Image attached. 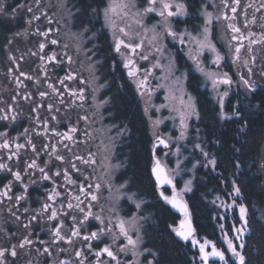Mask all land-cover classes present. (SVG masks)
Returning <instances> with one entry per match:
<instances>
[{
	"label": "flooded vegetation",
	"instance_id": "flooded-vegetation-1",
	"mask_svg": "<svg viewBox=\"0 0 264 264\" xmlns=\"http://www.w3.org/2000/svg\"><path fill=\"white\" fill-rule=\"evenodd\" d=\"M13 4L9 15L18 29L0 54V264H204L199 244L211 240L195 225V234L180 238L181 214L164 199L173 188L159 187L153 175L160 140L148 102L153 70L142 48L126 29L117 51L104 26V37L74 48L58 25L51 27L45 6L33 15L22 0ZM6 5L1 0L0 13ZM72 7L95 32L93 18L87 20L77 3ZM93 232L96 239H85ZM211 242L225 261L210 257L208 264H229L223 237ZM104 247L115 258L98 256Z\"/></svg>",
	"mask_w": 264,
	"mask_h": 264
},
{
	"label": "trees",
	"instance_id": "trees-1",
	"mask_svg": "<svg viewBox=\"0 0 264 264\" xmlns=\"http://www.w3.org/2000/svg\"><path fill=\"white\" fill-rule=\"evenodd\" d=\"M103 1L72 0V3L79 5L88 20L94 17L95 8ZM15 2L17 0H7L6 12L0 13V54L18 29L19 22L9 15ZM185 2L191 16L187 20L191 21L207 0ZM221 3L228 14V21L226 18L224 21L230 34L229 47L222 48V67L232 84L226 96L217 98L202 87L197 72L188 74L189 88L196 94L199 111L197 120L192 121V131L201 133V144L214 158L215 165L197 166L193 189L183 195L197 233L214 242L223 237L229 264H239L235 256L230 257L228 240H233L237 246L240 244L235 228L241 225L239 205H245L249 230L244 233V248L238 247V250L245 255L246 264H264V219L259 216L264 209V0H238V3L237 0H221ZM229 25L239 28V33L233 32ZM233 36L243 37L236 39L242 45L238 54ZM102 41L109 42L106 38ZM187 151L185 148L184 152ZM175 182L179 188L180 179L176 178ZM236 187L240 188L239 195L235 193ZM220 197L227 201L233 199L235 203L223 208ZM173 252L168 253L175 258L178 253Z\"/></svg>",
	"mask_w": 264,
	"mask_h": 264
},
{
	"label": "rangeland",
	"instance_id": "rangeland-1",
	"mask_svg": "<svg viewBox=\"0 0 264 264\" xmlns=\"http://www.w3.org/2000/svg\"><path fill=\"white\" fill-rule=\"evenodd\" d=\"M22 1L25 2V8L28 6L32 9L33 15L38 13L40 4L42 8L45 6L49 9L50 18L54 19L51 27L58 25L61 38L77 49L91 44L90 39L104 36L106 32L103 28L111 33L113 44L118 42V36L126 33V29L129 31L128 35L133 39L135 46L140 45L142 48L141 55H145L152 65L154 85L148 102L155 116L153 132L156 142L159 140L165 142L157 145L156 156L159 161L165 163L170 178L180 179V187H177L178 195L183 198L184 193L193 189V176L197 166L209 164L214 167L210 163L214 158L201 144V133L192 131L194 126L192 121L197 120L199 111L196 94L189 88L188 74L197 72L202 79V87H206L209 93L212 91L217 98L224 97L232 84L221 82L226 78L231 81L222 67V58H224L222 48L229 47L230 34L224 21L228 14L224 12L221 0H207L191 21L187 20L191 16L188 14L184 0H168L173 4L171 9L173 12L177 11L176 5H183L184 14L167 18L159 15L160 0H157L155 5L150 4V0H105L97 5L92 17L98 27L97 30L102 29L100 32L89 31L84 26L85 22L77 18L71 0ZM37 2H39L38 8L35 7ZM112 4L126 5V7L117 8L116 14L110 13V19L106 20L104 11ZM149 7H155L157 11H145ZM209 13L211 22L207 15ZM177 19L180 23L176 21ZM113 24L115 27H112ZM122 27H124L123 31H121ZM205 28L209 30L207 38ZM169 29L176 35H171ZM202 43H210L214 46V50L201 47ZM235 44L241 51L242 45L238 40H235ZM178 55H181V58ZM217 56L221 57L219 62ZM245 62L246 60L243 61ZM214 80L217 82L215 87ZM182 115L184 124L181 123ZM185 148L188 149L187 152H184ZM233 201L220 197V205L223 208L232 205ZM259 216L264 219L263 208Z\"/></svg>",
	"mask_w": 264,
	"mask_h": 264
},
{
	"label": "snow or ice",
	"instance_id": "snow-or-ice-1",
	"mask_svg": "<svg viewBox=\"0 0 264 264\" xmlns=\"http://www.w3.org/2000/svg\"><path fill=\"white\" fill-rule=\"evenodd\" d=\"M156 2H157V0H150V4H152V5H155ZM237 3H238V0H237ZM160 4H161V8L159 9V15L161 17L167 18V17H171V16H175V15H183L184 14V6L183 5H176L177 11L173 12L171 10L173 8V4L168 2V0H160ZM122 7H126V5H117V4L110 5V7L105 9V11H104L105 19L109 20L110 19L109 14L110 13L116 14L117 8H122ZM29 11H31L30 8H29ZM145 11L153 12V11H157V9L155 7H149ZM232 11L235 12L236 9L233 8ZM125 15H126V13H125ZM207 15H208V18H209V22H211V14L209 13ZM34 18L35 19H39V17H34ZM229 26L232 27L233 32L239 33V31H240L239 28H236V27H234L232 25H229ZM112 27H115V25L113 24ZM121 31H123V30H121ZM169 31H170L171 35H173V36L176 35L175 33H172L170 29H169ZM208 31H209L208 28H205V36H206V38H207ZM43 35L46 36V35H48V33L45 32ZM249 35H252V34L250 33ZM236 39H243V37L233 36V40H236ZM256 42L257 41H252V43H256ZM51 43L55 44V43H57V41L56 40H52ZM123 43L124 42L122 40L119 43H117V45H116V50L117 51H119L120 45L123 44ZM40 47H41V49H43L45 47V45L41 44ZM129 47H131V45H129ZM136 47H140V45H137ZM201 47H209V48H212L214 50V46L211 45L210 43H207V44H203L202 43ZM236 52H237V54L240 52V47L236 48ZM50 59L54 60L55 56L53 55L52 57H50ZM144 59H147V57H144ZM220 59H221V57L217 56V62H219ZM132 74L133 73H130V75H132ZM71 78L72 77H68V79H71ZM221 82L224 83V84H230L231 83L230 79H227V78L222 80ZM216 83L217 82L214 80L213 81V86L214 87H215ZM244 83L248 84V81L245 80ZM41 95L43 96V95H45V93H41ZM224 95L226 96L227 93H225ZM221 104H222V101H221ZM181 123L184 124L183 115H182ZM73 131H75V129H73ZM68 139H71V137H68ZM160 143L164 144L165 142L163 140H160ZM3 146H6V145H3ZM205 155H207V154L205 153ZM210 163L212 165H215V160L210 161ZM0 167H4V166L0 165ZM73 167H75V165H73ZM153 171L156 174L157 181L161 185H163V184H172V180L167 176V174L165 173L164 169L162 167H160L159 161L156 162V166L154 167ZM16 179L17 180L20 179L19 173L16 174ZM96 187L99 188V185H97ZM81 191H84V189L81 188ZM235 193L237 195H239V193H240V188L239 187L235 188ZM4 195H7V193L5 192ZM161 196H163V193H161ZM77 199L79 200V197H77ZM91 199L92 200H96L97 196L96 195H91ZM164 199L168 200L175 208L185 212V214L187 215V206H186V204L183 203L182 201H178L176 199L175 195L172 198L164 196ZM233 203H235V201H233ZM45 207H47V206H45ZM68 207L71 208L72 205L69 204ZM77 207H79V205H77ZM55 215H56V213L53 212L51 218H55ZM88 215H91V213L89 212ZM239 215H240V219H241V225L239 227L235 228V231L237 233L236 239L240 241V244H239V246H237V244L233 240L229 239L228 240V248L231 250L232 255L237 258L239 264H246L245 255L243 254L242 251L238 250V247H239V249H243L244 248V242H243L244 233L249 230L248 227H247V225H248L247 207L245 205H243V204L239 205ZM85 218L87 219V217H85ZM97 219H99V217H97ZM183 224H184V222L182 221L181 222L182 228L177 230V234L179 236H181L183 239L187 240V239H189L190 236H192V230L189 229L188 231H184L183 230ZM119 226H120L121 234L127 236V229H126V226H125V222L123 220L120 221V225ZM77 234H78V232H74L73 233V235H77ZM55 235L59 238V229L56 230ZM90 238L91 239H96L97 238V233L93 232V233H91V237H85V239H90ZM25 243H31V241L26 239ZM128 243L130 245H135L136 241H134L131 238H129L128 239ZM193 243L194 244H199V241H195L194 240ZM209 244H211V251H207V248H208ZM21 246H23V245H21ZM199 248H200L201 257H202V260H203L204 264H208V261H209L210 257H216V258H219L221 261H225V253L223 251H221V250H218L216 248L215 244H212L211 241L205 240L204 243L199 244ZM102 253H107V255L109 257L115 258L113 252L108 247H104L102 249V252L101 253H97V255L99 256ZM11 254L13 256L16 255L15 249L12 250ZM3 255H4V252L0 251V256H3ZM76 255L80 256L81 253L77 252ZM62 264H66V262H62ZM149 264H151V262H149Z\"/></svg>",
	"mask_w": 264,
	"mask_h": 264
},
{
	"label": "water",
	"instance_id": "water-1",
	"mask_svg": "<svg viewBox=\"0 0 264 264\" xmlns=\"http://www.w3.org/2000/svg\"><path fill=\"white\" fill-rule=\"evenodd\" d=\"M159 164H160V167H162V168L164 169V171H165V173L167 174V176L170 178V176H169L168 173H167V169H166V167H165L161 162H159ZM155 166H156V164H155ZM155 166H154V167H155ZM154 167H153V169H154ZM153 175H154V177L156 178V174L154 173V171H153ZM170 179L172 180V184H163V185L170 186L171 189L173 188L172 195H171L169 198H172V197L175 195V197H176V199H177L178 201H182V202L185 203L186 206H187V215H186L185 212H183V211H181V210L175 208V207L169 202L170 205L172 206V208H173L174 210H176L179 214H181V219L179 220V221H180V223H179V225H180L179 229L182 228L181 222L183 221V222H184V224H183V230H184V231H188L189 229H191V230H192V235H193V234H195L196 231H195V228H194V222H193V220L191 219V216H190V210H189V208H188L187 201H186V199H184V197L182 198L181 196L178 195V188H177V186H176L175 180H174L173 178H170ZM158 184H159V187L162 186L159 182H158ZM180 238H181L182 240H185V239H183L181 236H180Z\"/></svg>",
	"mask_w": 264,
	"mask_h": 264
}]
</instances>
